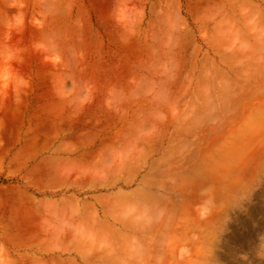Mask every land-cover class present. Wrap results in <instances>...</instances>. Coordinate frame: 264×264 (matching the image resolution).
I'll use <instances>...</instances> for the list:
<instances>
[{"label":"rangeland","instance_id":"374dc122","mask_svg":"<svg viewBox=\"0 0 264 264\" xmlns=\"http://www.w3.org/2000/svg\"><path fill=\"white\" fill-rule=\"evenodd\" d=\"M0 264H264V0H0Z\"/></svg>","mask_w":264,"mask_h":264}]
</instances>
